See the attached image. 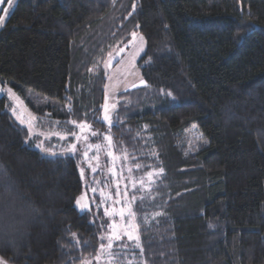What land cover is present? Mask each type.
Instances as JSON below:
<instances>
[{
    "label": "trees",
    "instance_id": "16d2710c",
    "mask_svg": "<svg viewBox=\"0 0 264 264\" xmlns=\"http://www.w3.org/2000/svg\"><path fill=\"white\" fill-rule=\"evenodd\" d=\"M133 33L145 40L141 83L119 91L108 125L104 65ZM0 84L48 101L25 102L36 134L47 124L37 118L56 123L44 148L59 153L87 123L89 144L110 136L138 176L164 170L149 204L160 215H135L139 246L123 237L97 263L109 219L76 205L79 152L37 148L0 98L6 264H264V0H15L0 27Z\"/></svg>",
    "mask_w": 264,
    "mask_h": 264
},
{
    "label": "rangeland",
    "instance_id": "374dc122",
    "mask_svg": "<svg viewBox=\"0 0 264 264\" xmlns=\"http://www.w3.org/2000/svg\"><path fill=\"white\" fill-rule=\"evenodd\" d=\"M14 4H15V0L13 2V5ZM12 6H9L7 3L0 5V7L8 8L9 13L11 11ZM0 15H4V13L0 11ZM7 17L8 15L5 17V20ZM3 24H0V27H2ZM144 49H145L144 38L140 34H135V36L134 35L131 36L129 43L123 45L122 49H120L119 52L115 51L106 61L104 65L105 73H106L105 75L107 77L106 87H105V96H104L105 100L103 102L102 115H101L103 122H105L106 124H108V122H106L103 119L104 105L107 103V105L109 106V116L112 121V116L116 109V102H117L116 96L119 93V91L123 89H129V88L135 87L141 83V76L136 66V62L138 61L141 54L144 52ZM116 57L117 59L120 58L117 62H115ZM2 97L6 98L7 109H10L12 115H13V109H15L16 114L23 117V119L25 120V124H23L22 126L28 129V122L29 121L31 122V125H32L31 133L35 135L33 137L39 138L40 140H42L44 145H47L48 143V146H51L54 143L53 142L54 132L56 131L55 130L48 131L51 129L48 126L53 127L54 125H56V123H54V125H49V123H52V122H48L46 121V119H43L41 117L37 118V119L42 120L43 122H47V124L42 127L39 124L40 130H39V133L36 134V132L38 131L37 120H36L37 114L33 109H31V107H28L29 109H27L26 107L27 105L25 104L27 100L28 102H32L31 104H33L34 107L39 109V108L44 107L46 105V102H48L45 98L43 97L41 98L37 94L35 95L26 94L24 98H19L12 91L9 92L8 87L0 84V98ZM113 104L115 105L114 109L111 107ZM13 116L16 119V116L15 115ZM33 116L35 117V119H31ZM43 130L47 132H44ZM76 133L79 134V131ZM85 134L89 135L88 139L87 140L82 139L79 142H77L75 138L71 136L72 139H74L72 143H76L77 151L80 154V169H84L83 183L85 185L86 191H84L85 194L80 196V197H84L81 200V204L89 205V206L93 204L94 207H96V205L100 206L104 212L103 215H105L106 209L110 211L112 207H115L117 209L120 207V205H115L112 203L115 199H117V196H116L117 184L119 183V186L121 188V199H122L123 198V186L125 183H127L128 184V199L131 200L132 195H135L137 197L134 203H130L125 206L126 213L129 209H131V211L134 213V216L131 217L132 223L136 225L135 215H146L148 217L152 215H157V213L159 212L153 210V206H149V204H152L153 199H155L153 196V190L157 187L156 181L160 174L158 176L154 175L151 183L148 182L147 174H144L143 176H138L137 171L139 169L135 167L138 164V162L132 161L131 158H128L126 153L117 152L115 150V147L112 146V142H111V145H109V141L105 139V136H102V135L96 136V137H99V140L97 139L94 140L92 144V145H100L99 152L97 153V151L94 148L88 150V157H94L97 155L99 157V166L97 167V171L93 174L91 172V169L88 165L86 158L84 157V151L89 145L88 140L89 138H92L93 136L91 135V132L89 131H86ZM58 143L59 142H57L55 147L57 148L56 150H59V153L63 150L64 147L68 146L65 144L64 146L59 145L57 147ZM191 144H192V147H195L199 144V141L195 140ZM109 151L113 152L115 156L119 157L115 165L116 167L115 177L113 176L112 171H111L113 168L112 158L109 157L107 154ZM91 164L93 167H96L97 161L93 159L91 160ZM129 168H131L133 173L135 174V175L131 174L132 179L137 181V186L135 189H132L131 181L126 180V179H120V174H121L120 170L123 169V176L125 177L126 175L128 177ZM155 172H159V171H155ZM140 177H143L145 180L144 188H140L139 186L138 181ZM92 189H96V192L94 193ZM78 208L81 210L79 206ZM107 217L109 219V225L114 222L117 224H127L129 220V217L127 215H125L123 221H121V218L118 215L107 216ZM110 232H111V229L109 228L107 236L110 234ZM134 236H137V228L134 231ZM123 237L127 239V236H123ZM116 253L117 255H119L117 251ZM113 258H116V256H114L112 253L111 255H109L107 251L105 252L101 251L97 259V263H99L101 260L108 262V261H111ZM89 264H92V263H89Z\"/></svg>",
    "mask_w": 264,
    "mask_h": 264
},
{
    "label": "snow or ice",
    "instance_id": "6c2138e0",
    "mask_svg": "<svg viewBox=\"0 0 264 264\" xmlns=\"http://www.w3.org/2000/svg\"><path fill=\"white\" fill-rule=\"evenodd\" d=\"M13 2H14V0H6V3L9 6H12ZM4 3H5V0H0V5H3ZM0 11H2L4 13V15H0V24H3L4 21H5V17L9 13V9L6 8V7H0ZM133 35L135 36V33H133ZM11 91H12V89L10 88L9 92H11ZM167 95L169 97H171V93H167ZM111 107L114 109L115 105L113 104ZM13 115L16 116V119L19 121L20 125L25 124V120L23 119L22 116L16 114V110L15 109H13ZM31 119H35V117L33 116ZM103 119L106 122H108L109 125H111L112 121H111L110 116H109V106L107 105V103L104 105V116H103ZM71 123L72 124H76V121H71ZM31 128H32V125H31V122L29 121L28 122L29 137L32 134L31 133ZM78 128H79V134H77L76 132H72L71 133L72 136L75 138V140L77 142L81 141L82 139L83 140H87L88 136L85 133H86L87 130L90 129V126L87 123H80L78 125ZM91 135H96V133L95 132H91ZM61 139H65V137H61ZM105 139H107L109 141V145H111V137L110 136H106ZM204 143H207V141H204ZM36 147L40 148L44 152H51V154L54 155V156L55 155H60V156H64V157L74 156L76 154V152H77L76 143H71L67 147H64L63 150L60 153L52 152V150L49 149V148H44L43 141H41L40 143L36 144ZM93 148L98 153L99 150H100V145L89 144L87 146V148L85 149V151H84V157L86 158V160L88 162V165H89V167L91 169V172L94 174L97 171V167L99 166V157H98V155L94 156V157H88V150L93 149ZM107 154H108L109 157L112 158L113 168H112L111 171H112L113 176L115 177L116 176V167H115V165H116V161L119 159V157L115 156L113 154V152H111V151H109ZM93 159H95L97 161V166L96 167H93L92 164H91V160H93ZM135 167L137 169H140L143 166L140 165V164H137ZM163 171H164L163 168H160L159 172H155L154 170L148 171L147 172L148 182L151 183L152 180H153V176L154 175L158 176ZM120 173H121L120 174V179H126V180L131 181L132 189H135L136 186H137V181L132 179V176H131L132 169L131 168L128 169V173H129L128 177H124L123 176V169L120 170ZM80 174H81V178H83L84 169H80ZM138 182H139L140 188H144L145 187V180H144L143 177H140ZM92 191L95 193L96 189H92ZM116 196H117V199H115L112 203L115 204V205H120V207L118 209L115 208V207H112L110 211L108 209H106L105 210V215H107V216H116V215H118L121 218V221H123L125 215H127L129 217V220H128L127 224H117V223L114 222V223L109 225V228L111 229V232L106 237L107 244L105 245V244L102 243L100 245L101 251L102 252L107 251L109 255H111V252L109 250L113 249V242L116 241V240H120L123 236H127V240L128 241H132L134 243H137V246H139L138 245L139 237L138 236H134V231L137 228V225L133 224L132 221H131V217L134 216V213L131 211V209H129L127 211V213L125 212V206L130 204V203H134L136 201L137 197L135 195H132L131 200L128 199V184L127 183H125L124 186H123V198L122 199H121V188L119 186V183L117 184ZM83 198L84 197H79V198L76 199V205L79 206L82 211L89 208V205H82L81 204V200ZM105 199H107V198H105ZM141 199H142V197H141ZM157 215H160V213H157ZM102 239H103V237H102ZM123 247H127V245H124ZM0 264H6V262L3 261L2 259H0Z\"/></svg>",
    "mask_w": 264,
    "mask_h": 264
}]
</instances>
